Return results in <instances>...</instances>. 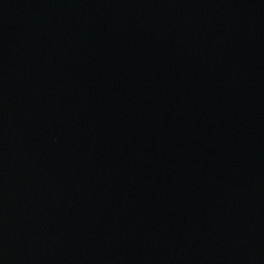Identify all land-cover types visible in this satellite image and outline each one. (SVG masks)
Wrapping results in <instances>:
<instances>
[{"label":"water","instance_id":"water-1","mask_svg":"<svg viewBox=\"0 0 264 264\" xmlns=\"http://www.w3.org/2000/svg\"><path fill=\"white\" fill-rule=\"evenodd\" d=\"M0 264H264V0H0Z\"/></svg>","mask_w":264,"mask_h":264}]
</instances>
